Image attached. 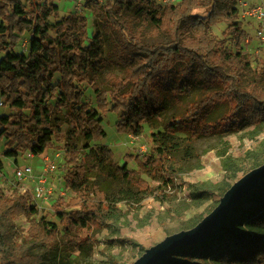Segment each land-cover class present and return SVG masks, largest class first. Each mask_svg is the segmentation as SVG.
Wrapping results in <instances>:
<instances>
[{"label":"trees","instance_id":"obj_1","mask_svg":"<svg viewBox=\"0 0 264 264\" xmlns=\"http://www.w3.org/2000/svg\"><path fill=\"white\" fill-rule=\"evenodd\" d=\"M237 2L86 0L85 7L103 18L116 33L105 56L101 35L90 37L76 14H67L54 24L49 21L59 12L56 3L0 0V51L4 53L0 60V97L11 108V113L0 116V141L5 139L7 147L0 152V170L4 168L2 156L17 160L22 151L43 154L54 145L63 123L71 125L66 141L81 136L86 141L83 149H89L79 162L81 149L66 143L74 163L67 183L77 195L56 203L57 215L66 224L63 234L45 218L31 224L29 232L36 252L25 244H18L10 252L7 222L37 210L30 205L27 193L7 197L0 189V264H57L71 259L77 251L92 258L94 237L90 232L104 227L110 218L105 197L94 200L91 196L89 178H106L110 175L108 165L115 166V175L138 183L144 190L150 189L139 170L114 162V152L106 144L91 146V141L107 136L102 125L107 112H122L118 128L132 132L141 128L143 121L160 117L168 101L181 107L180 113L165 122L164 132L153 133L156 144L143 163L148 167L169 159V137L176 132L213 135L264 122V88L259 87L264 83V67L254 72L251 83H242L244 77H249L251 62L243 51L248 32L239 19ZM196 9H207L208 13L202 15ZM131 10H136L142 21L168 33L169 39L143 41L127 20ZM222 19L228 25L220 38L212 28ZM26 32L31 33L30 50L18 56L14 46ZM229 40L235 42L236 50L228 46ZM110 65L120 68L122 76L110 73L104 87L98 80ZM57 73L60 79L55 82ZM85 82L93 87L97 107L85 102L86 93L81 86ZM196 89L204 96H195ZM219 107H224L222 115L209 119ZM167 171L175 169L168 165ZM145 251L142 248L141 255ZM263 263L264 179L204 241L178 247L157 264Z\"/></svg>","mask_w":264,"mask_h":264},{"label":"rangeland","instance_id":"obj_2","mask_svg":"<svg viewBox=\"0 0 264 264\" xmlns=\"http://www.w3.org/2000/svg\"><path fill=\"white\" fill-rule=\"evenodd\" d=\"M41 4L45 0H35ZM52 1L59 6L58 14L51 16L49 21L55 23L67 14H76L79 21L86 28L90 37L95 34L103 39L104 55L108 56L111 42L116 38V33L105 23L97 13L85 6L78 11L72 7V2L64 0ZM86 0H83L85 2ZM106 3L108 0H98ZM113 1V0H112ZM156 4L167 2L177 3L179 0H154ZM251 6L264 2V0H238L239 19L243 23L248 37L243 42V51L251 62L249 77H244L243 84L251 83L254 72L264 67V43L257 36V22L252 18L243 2ZM196 12L206 15L207 9H196ZM127 20L133 25L134 32L138 33L147 43L167 41L168 33L157 30L153 25L142 21L136 10L127 12ZM228 22L224 19L212 28V32L223 37L222 32ZM55 35V31L51 30ZM31 33L26 32L14 46L16 54H28L30 50ZM228 46L236 50L235 42L228 41ZM4 53L0 51V60ZM122 76L121 69L110 65L99 77L102 86H106L109 74ZM60 79V74L55 76V82ZM85 90V102L92 107H97L96 94L92 85L85 82L81 84ZM264 88V83H260ZM194 95L201 98L202 91L196 89ZM0 99H2L0 97ZM3 100V99H2ZM4 101V100H3ZM55 103V100L51 101ZM177 103L168 101L166 108L157 119L145 120L141 128L132 132L120 130L118 121L122 112L109 111L103 115V127L107 136L102 140H93L91 146L98 147L106 144L114 152V162L119 166L139 170L141 179L150 189L144 190L136 182H129L115 175V166L106 167L110 175L100 178H89V190L96 200L105 197L109 205L108 224L102 228L91 230L94 237L92 248L95 252L92 258L86 257L80 251L74 252L71 259L57 262V264H133L140 256L142 248H150L163 241L166 237L189 230L196 226L200 219L210 214L220 203L224 196L225 188L234 184L245 174L250 172L257 164L264 163V122L261 124H246L241 129L227 133L205 135L201 132H176L170 136V145L167 146L169 159L160 161L155 167L144 165L156 144L153 133L164 132L165 122L174 118L181 112ZM224 107H219L209 116L215 119L222 115ZM11 113L7 105L0 107V116ZM71 125L63 123L57 131L54 145L46 149L42 155H33L30 151H22L15 158L2 156L4 168L0 170V189L5 196L12 197L15 193L27 188L30 205L36 207L37 212L20 214L14 220L8 221L6 243L10 252L15 251L18 244L30 247L31 252H36L33 246V235L29 228L34 221L45 218L55 223L59 232L63 234L66 224L57 215L56 203L69 201L77 195L67 183L68 173L73 170L74 163L67 152L66 143L81 149L78 161L84 159L89 149H83L85 140L75 136L66 141ZM7 149L6 140L0 141V152ZM49 158L56 164L54 171H45V159ZM31 165L33 177L28 182H19L15 176L18 167ZM168 165L175 172H168ZM41 177H47L46 186L53 190L48 200L36 199L33 195V185ZM232 184V185H233ZM68 210V208H64ZM72 230H69V233ZM79 257H76L78 255ZM111 261V262H110ZM264 264V263H263Z\"/></svg>","mask_w":264,"mask_h":264},{"label":"water","instance_id":"obj_3","mask_svg":"<svg viewBox=\"0 0 264 264\" xmlns=\"http://www.w3.org/2000/svg\"><path fill=\"white\" fill-rule=\"evenodd\" d=\"M264 179V163L235 182L224 194L219 205L193 228L172 234L146 251L133 264H157L178 247L202 242L229 215L233 207Z\"/></svg>","mask_w":264,"mask_h":264},{"label":"built area","instance_id":"obj_4","mask_svg":"<svg viewBox=\"0 0 264 264\" xmlns=\"http://www.w3.org/2000/svg\"><path fill=\"white\" fill-rule=\"evenodd\" d=\"M66 2L71 1L72 7L76 8L78 11L85 6L83 0H64ZM245 7L248 8V14L254 18L257 22V36L264 43V2L251 6L248 2H243ZM4 105V101L0 99V107ZM56 169V164L49 158L45 159V171L50 172ZM16 179L19 182H28L30 178L33 177V167L31 165H26L25 167H18L15 170ZM48 182L47 177H41L33 185V195L36 199L48 200L53 190L46 186ZM23 193H28L27 188L23 190Z\"/></svg>","mask_w":264,"mask_h":264},{"label":"crops","instance_id":"obj_5","mask_svg":"<svg viewBox=\"0 0 264 264\" xmlns=\"http://www.w3.org/2000/svg\"><path fill=\"white\" fill-rule=\"evenodd\" d=\"M40 155H42V154H40Z\"/></svg>","mask_w":264,"mask_h":264}]
</instances>
